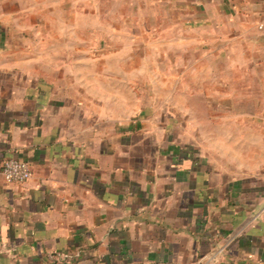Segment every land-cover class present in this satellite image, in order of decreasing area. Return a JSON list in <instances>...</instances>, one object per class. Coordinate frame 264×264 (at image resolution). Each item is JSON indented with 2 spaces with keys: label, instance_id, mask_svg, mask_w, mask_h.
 Listing matches in <instances>:
<instances>
[{
  "label": "crops",
  "instance_id": "0c3cea01",
  "mask_svg": "<svg viewBox=\"0 0 264 264\" xmlns=\"http://www.w3.org/2000/svg\"><path fill=\"white\" fill-rule=\"evenodd\" d=\"M170 1L186 2L177 46L203 66L188 78L264 112V0ZM3 16L0 167L32 176L0 178V264H264V121L226 122L218 167L156 122L116 128L51 88Z\"/></svg>",
  "mask_w": 264,
  "mask_h": 264
},
{
  "label": "rangeland",
  "instance_id": "374dc122",
  "mask_svg": "<svg viewBox=\"0 0 264 264\" xmlns=\"http://www.w3.org/2000/svg\"><path fill=\"white\" fill-rule=\"evenodd\" d=\"M179 6L170 0H0L2 24L27 43V54L40 60L35 71L69 105L113 115L116 128L156 122L179 148L218 167L225 123L234 129L240 120L242 131H250L251 121H264V112H251L262 98L220 97L218 89L204 90L202 81L188 78L203 66L177 46L187 35L181 30L186 2ZM223 102L232 108L223 110Z\"/></svg>",
  "mask_w": 264,
  "mask_h": 264
},
{
  "label": "built area",
  "instance_id": "2783aa9c",
  "mask_svg": "<svg viewBox=\"0 0 264 264\" xmlns=\"http://www.w3.org/2000/svg\"><path fill=\"white\" fill-rule=\"evenodd\" d=\"M32 176L31 168L25 161L10 159L5 161L0 167V178L6 184H23ZM141 264H178L175 262H144ZM209 264H215V260L210 259Z\"/></svg>",
  "mask_w": 264,
  "mask_h": 264
}]
</instances>
